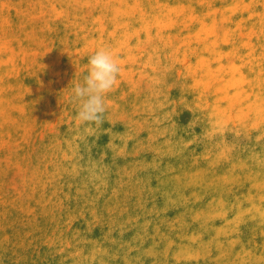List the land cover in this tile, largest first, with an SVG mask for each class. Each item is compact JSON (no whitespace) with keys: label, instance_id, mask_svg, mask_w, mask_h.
Segmentation results:
<instances>
[{"label":"rangeland","instance_id":"obj_1","mask_svg":"<svg viewBox=\"0 0 264 264\" xmlns=\"http://www.w3.org/2000/svg\"><path fill=\"white\" fill-rule=\"evenodd\" d=\"M0 264H264V0H0Z\"/></svg>","mask_w":264,"mask_h":264},{"label":"clouds","instance_id":"obj_2","mask_svg":"<svg viewBox=\"0 0 264 264\" xmlns=\"http://www.w3.org/2000/svg\"><path fill=\"white\" fill-rule=\"evenodd\" d=\"M83 82L72 89L77 107L76 119L82 124H101L106 112L105 98L116 85L121 71L118 58L110 48L102 47L88 57Z\"/></svg>","mask_w":264,"mask_h":264}]
</instances>
